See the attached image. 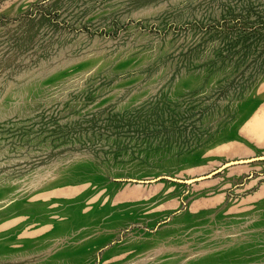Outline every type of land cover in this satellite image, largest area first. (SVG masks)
Wrapping results in <instances>:
<instances>
[{
    "label": "rangeland",
    "instance_id": "374dc122",
    "mask_svg": "<svg viewBox=\"0 0 264 264\" xmlns=\"http://www.w3.org/2000/svg\"><path fill=\"white\" fill-rule=\"evenodd\" d=\"M260 155L264 0H0V264H264Z\"/></svg>",
    "mask_w": 264,
    "mask_h": 264
},
{
    "label": "water",
    "instance_id": "95a60500",
    "mask_svg": "<svg viewBox=\"0 0 264 264\" xmlns=\"http://www.w3.org/2000/svg\"><path fill=\"white\" fill-rule=\"evenodd\" d=\"M259 159H264V156L260 155V156L246 157V158L230 159V160H227V161L223 162L220 166H218L217 168L211 170L208 173L200 174V175L193 176V177L186 178V179H176V180H178L180 182H186V183L197 182V181H200V180L211 178L214 174L220 172L221 170H223L224 168H227L229 166H232V165H235V164L249 163V162H252V161H255V160H259ZM173 179H175V178H173Z\"/></svg>",
    "mask_w": 264,
    "mask_h": 264
}]
</instances>
